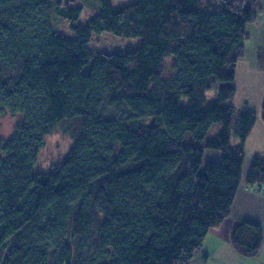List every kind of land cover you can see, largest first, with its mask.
<instances>
[{
    "label": "trees",
    "instance_id": "trees-1",
    "mask_svg": "<svg viewBox=\"0 0 264 264\" xmlns=\"http://www.w3.org/2000/svg\"><path fill=\"white\" fill-rule=\"evenodd\" d=\"M83 8L0 0V116H21L0 139V264H79L95 212L87 264H179L184 255L190 264L230 213L257 122L256 112L242 111L232 143L235 107L226 102L261 0H100L86 24ZM52 9L75 37L55 27ZM103 32L141 43L113 53L90 47ZM215 122L223 127L207 139ZM58 127L72 148L59 168L35 172ZM206 149L221 161L205 163ZM248 182L264 184V157L253 159ZM263 238L256 223L234 226L244 254Z\"/></svg>",
    "mask_w": 264,
    "mask_h": 264
},
{
    "label": "rangeland",
    "instance_id": "rangeland-1",
    "mask_svg": "<svg viewBox=\"0 0 264 264\" xmlns=\"http://www.w3.org/2000/svg\"><path fill=\"white\" fill-rule=\"evenodd\" d=\"M52 2L64 1L69 2L71 6H83V12L79 23L86 24L87 21L99 11L100 0H51ZM137 0H112L114 6H122ZM53 23L59 31L70 37H75V33L71 31L70 23L63 21L55 9H52ZM253 24V23H250ZM248 25L249 33H252L251 39L246 42L245 56L237 62L235 84L237 91L235 95L226 103H230L235 107L233 115V122L230 128L232 140L238 139L234 135V130L238 123L239 115L244 110H251L257 113V127L252 133L247 142V149L249 156L264 157V135L261 134V128L264 124V27L259 29L258 25ZM264 24V22H263ZM264 26V25H263ZM141 43L139 37H124L115 35L110 32L94 33L88 45L100 51L113 53L118 50L127 51L136 49ZM259 52V54H258ZM258 55V57H257ZM174 57L167 59V76H171L174 72L173 64ZM93 61L91 60L84 66V72L91 69ZM216 90L213 88L208 91L209 101L215 96ZM20 114H13L6 112L0 116V139L9 138L19 120ZM223 125L221 122L212 124L207 139L217 138ZM74 144V139L65 132L62 128H55L52 134L45 137V145L40 151L38 161L35 165L34 171L57 169L62 163L63 158L70 151ZM217 150L207 149L208 152L206 159H212L210 152ZM216 160V162H220ZM254 159V158H253ZM252 165V163H251ZM101 216L95 212L92 216L90 227L84 236L83 255L80 258L79 264H87L86 256L88 250L96 242V237L99 230Z\"/></svg>",
    "mask_w": 264,
    "mask_h": 264
},
{
    "label": "crops",
    "instance_id": "crops-1",
    "mask_svg": "<svg viewBox=\"0 0 264 264\" xmlns=\"http://www.w3.org/2000/svg\"><path fill=\"white\" fill-rule=\"evenodd\" d=\"M261 5L262 11L258 19L250 24L253 25L251 28L254 25H258L259 29L264 27V0H261ZM251 37L252 33H250L249 38L251 39ZM256 127L257 122L245 144L246 156L242 165L240 184L231 205L230 213L219 225L209 229L190 264H264V238L261 248L251 255L244 254L233 240L234 226L241 221H249L260 225L264 236V184L248 182V176L252 169L251 163L253 164V158L255 157L248 155L247 142ZM261 134L264 135V124L261 128ZM237 142L238 139L232 140L233 144ZM206 151L204 154L205 163L216 162V160L222 158V153L217 150L210 152V154L212 153L210 161L205 158L208 154ZM258 186H261V188L258 189ZM242 238L244 242L249 243L252 239V233L245 232Z\"/></svg>",
    "mask_w": 264,
    "mask_h": 264
},
{
    "label": "built area",
    "instance_id": "built-area-1",
    "mask_svg": "<svg viewBox=\"0 0 264 264\" xmlns=\"http://www.w3.org/2000/svg\"><path fill=\"white\" fill-rule=\"evenodd\" d=\"M261 188V186H258V189H260ZM184 257V261L183 262H181V263H179V264H189V263H187L185 260L187 259V255H184L183 256Z\"/></svg>",
    "mask_w": 264,
    "mask_h": 264
}]
</instances>
